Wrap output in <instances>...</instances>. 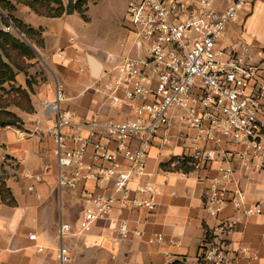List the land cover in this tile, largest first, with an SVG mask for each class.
Masks as SVG:
<instances>
[{
	"label": "crops",
	"instance_id": "obj_1",
	"mask_svg": "<svg viewBox=\"0 0 264 264\" xmlns=\"http://www.w3.org/2000/svg\"><path fill=\"white\" fill-rule=\"evenodd\" d=\"M232 2L211 0L218 10L226 9ZM21 9L22 6H18L19 19L36 30H43L44 46L37 48L36 58L28 61L31 67L27 75L17 77L18 85L24 88L28 80L35 82L31 93L34 112L15 110L23 121L22 127H0V179L3 178L5 188L15 201L14 205H9L0 194V264H61L58 260L60 247L67 248L70 253L67 264H201L198 254L205 231L222 222L231 226L226 241L229 252L236 258L235 264H264V213L246 217L228 205L219 216L213 217L205 207L210 180L220 166H233L238 183L230 188L244 190L251 204L264 201V173L244 170L233 159L243 150L239 145L223 146L228 159L220 157L197 171L182 174L174 169L172 160L184 155L186 145H192V141L184 140L185 137L195 136L182 123L180 112L172 117L170 142L164 144L157 140L147 158V172L157 192V208L151 211L117 204L110 219L97 221L89 232L79 230L83 214L92 209V196L119 199L120 194L113 181L83 180L73 188L58 185L55 144L47 131L54 126L56 114L46 102L55 103L61 95V109L74 118V125L63 130L69 138L87 137L88 124L94 118L101 123L132 119L130 109L111 106L94 91V86L98 79L114 72L115 63L122 55L137 56L140 50L130 31L125 36V44L120 43L123 52L98 49L74 36L68 16L75 18L76 11L61 18H47L27 7ZM223 36H238L232 39L234 42L230 41L231 47H223L236 50L253 63H264V0H254L252 7L241 12ZM110 54L115 57L113 61ZM89 55L101 64L98 78L93 76ZM203 147L215 148L212 144ZM94 155L95 150L89 148L86 157L89 165L108 166L94 160ZM119 161L123 169H129L126 160ZM139 182H132L131 190L135 191ZM120 219L129 224L131 233L128 236L116 231V222ZM63 225L71 229L61 236ZM135 230L143 231L146 237L134 236ZM154 233H160L162 240L150 244L147 238ZM31 235H36V239L31 240ZM241 249L247 250L244 255L239 254Z\"/></svg>",
	"mask_w": 264,
	"mask_h": 264
},
{
	"label": "built area",
	"instance_id": "obj_2",
	"mask_svg": "<svg viewBox=\"0 0 264 264\" xmlns=\"http://www.w3.org/2000/svg\"><path fill=\"white\" fill-rule=\"evenodd\" d=\"M253 1L233 0L226 9L218 10L211 0H133L127 10V26L143 51L137 56L122 55L114 72L98 79L94 86V91L111 106L130 109L133 118L103 123L94 118L88 124L87 137L69 138L63 130L74 125V118L61 109V95L55 103L46 102L56 114L54 126L47 131L55 144L58 185L73 188L83 180L113 181L120 194L119 199L92 196V209L79 223L81 232L91 231L97 221L110 219L117 204L151 211L157 208L147 158L157 140L170 142L169 130L176 112L182 113V123L195 136L185 137L192 145H186L184 155L172 160L174 169L182 174L197 171L220 157L228 159L223 146L239 145L243 150L233 159L244 170L264 173V63L246 60L236 50L220 44L226 28L252 7ZM109 56L111 61L115 59ZM208 144L215 148L203 147ZM89 148L95 150L94 160L108 166L89 165ZM120 159L130 164L129 169L122 168ZM134 181H140L135 191L130 188ZM237 183L232 165L217 169L205 198L211 216H219L228 205L246 217L264 213V201L251 204L244 190L230 188ZM116 223L119 235L131 233L126 220ZM230 228L222 222L206 229L198 254L201 264H235L226 241ZM70 229L63 225L61 236ZM132 233L146 237L140 230ZM30 239L35 240L36 235ZM147 240L157 244L162 235L154 233ZM246 251L241 249L239 254ZM70 259L68 249L60 247V263L67 264Z\"/></svg>",
	"mask_w": 264,
	"mask_h": 264
},
{
	"label": "trees",
	"instance_id": "obj_3",
	"mask_svg": "<svg viewBox=\"0 0 264 264\" xmlns=\"http://www.w3.org/2000/svg\"><path fill=\"white\" fill-rule=\"evenodd\" d=\"M95 0H79L75 7L83 19L86 18L88 5ZM20 4L29 8L39 16L61 18L66 13L62 0H0V18L6 27H14L24 38L25 42L10 32L0 28V127H22L23 121L15 110L25 113L34 112L31 101L34 80H28L26 88L18 85L19 74L27 75L31 65L28 61L36 58V49L44 46L43 30H36L23 21L13 17L12 13ZM7 12L8 16L2 13ZM14 107V108H13ZM13 108V109H12ZM189 171V170H188ZM0 194L2 200L14 205V198L5 188L3 178L0 179ZM173 264H184L174 262Z\"/></svg>",
	"mask_w": 264,
	"mask_h": 264
},
{
	"label": "rangeland",
	"instance_id": "obj_4",
	"mask_svg": "<svg viewBox=\"0 0 264 264\" xmlns=\"http://www.w3.org/2000/svg\"><path fill=\"white\" fill-rule=\"evenodd\" d=\"M62 1L65 5V8L69 4L74 2L75 5L71 9L74 10L79 0ZM132 1L133 0H100L95 4L89 3L90 5L86 12L85 20L78 12L76 13L75 18L72 16H68L72 24L73 35L82 38L87 43L93 45L94 47H97L98 49H102L105 51L123 52L124 48L120 46V43L122 42L125 44V36H127L130 31L127 26V10L129 4ZM18 6L22 5L18 4L17 10L12 13L13 17L17 19H19ZM23 9H26V7L22 6L21 10ZM2 14L5 17L8 16L7 12H4ZM0 28L3 29L5 32H10L11 34H14L17 38L25 42L21 38V34L16 31L14 27H6L5 25H3L1 18ZM234 37L238 38V36H223L220 40V44L225 45L227 47H231L232 44H230V41L234 42V40H232ZM249 49L251 50L250 47ZM139 50L143 51V49ZM249 53L253 54V51H249Z\"/></svg>",
	"mask_w": 264,
	"mask_h": 264
},
{
	"label": "water",
	"instance_id": "obj_5",
	"mask_svg": "<svg viewBox=\"0 0 264 264\" xmlns=\"http://www.w3.org/2000/svg\"><path fill=\"white\" fill-rule=\"evenodd\" d=\"M74 5L75 4L73 2L66 7V15H71L74 12L75 9L71 10L74 7ZM20 36L25 41L23 36L22 35ZM89 62H90V66H91V70H92L94 78H98V76L101 73V64L93 56H90V55H89Z\"/></svg>",
	"mask_w": 264,
	"mask_h": 264
}]
</instances>
